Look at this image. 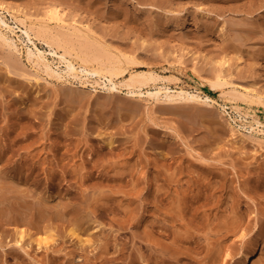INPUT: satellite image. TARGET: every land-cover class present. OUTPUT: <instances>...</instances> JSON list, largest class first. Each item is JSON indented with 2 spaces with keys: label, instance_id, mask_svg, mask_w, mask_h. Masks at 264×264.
I'll return each mask as SVG.
<instances>
[{
  "label": "rangeland",
  "instance_id": "1",
  "mask_svg": "<svg viewBox=\"0 0 264 264\" xmlns=\"http://www.w3.org/2000/svg\"><path fill=\"white\" fill-rule=\"evenodd\" d=\"M3 3L7 7L0 10L15 26L20 24L15 15L28 22L37 21L58 7L68 24L95 29L112 52L138 57L143 61L139 71H154L161 76L158 86L168 85L172 90L184 87L214 100L181 101V105L156 103L144 94L135 98V107L125 87L117 95L103 88L96 92L91 86H77V79L73 83L58 80L44 71V78L37 83L7 72L4 54L11 49L0 47V185L21 186L19 190L31 193L36 189L34 197L52 191V167L61 143V152L76 172L64 185L63 203L69 208L74 205L69 192L82 182L85 196L75 204L76 215L87 220L82 228L93 225L90 235L94 244L81 246L77 238L70 236L69 230L76 226L69 217L46 220L44 225L55 232L57 240L50 250H38L37 243H29L30 238H26L24 245H30L31 257L27 259L31 264H131L133 259L135 264H214V251L221 247L223 254L231 252V242L235 244L233 258L229 256L224 264H252L264 253V231L257 218L258 210L264 209V133L250 127L253 123L258 128L255 116L263 121L260 127L264 128V104L241 102L238 108L237 102L229 99L234 88L264 94V0ZM16 30L10 36L21 48L14 52L17 68L35 74L36 67L22 40L33 44ZM35 40L42 50L50 52L45 41ZM49 58L56 66L64 65L51 54ZM225 58L228 61L223 64ZM133 70L129 69L126 77ZM220 73L229 83L215 88L212 83ZM122 79L120 76L118 80ZM249 111L253 116L247 115ZM64 123L66 126L60 127ZM239 136L247 141H239ZM111 139L115 144L109 147ZM24 143L32 148H21ZM32 152L42 163L39 175L20 172L12 176V170H20L24 158ZM91 156L96 166L92 174L88 168ZM20 175L30 176L28 186ZM184 190L205 221L201 227L189 217L186 220V216L181 221L185 211L177 207L173 211L177 219L170 218L168 210L172 203L186 197ZM236 200L243 201L248 215L225 245L224 233L211 231L207 223L211 220L217 224ZM3 221L0 216V229L8 226ZM166 226L190 238L175 240L166 235ZM255 244L256 254L247 259L248 248ZM178 250L181 261L177 259ZM3 251L0 249L1 264L16 263L15 259L4 261Z\"/></svg>",
  "mask_w": 264,
  "mask_h": 264
},
{
  "label": "bare ground",
  "instance_id": "2",
  "mask_svg": "<svg viewBox=\"0 0 264 264\" xmlns=\"http://www.w3.org/2000/svg\"><path fill=\"white\" fill-rule=\"evenodd\" d=\"M3 2L0 0V7H7V5L5 6ZM14 17L22 25H12L8 20V17L4 15L0 10V47H8L9 49H11L6 53V56L4 54L8 65L7 72L9 73H18L22 76L32 78L37 81V83H39L40 80L44 78L41 71H44L48 76L52 78L66 81L68 80L72 83L74 82L73 79H77L79 82V85L77 84V86L79 87L87 88L91 86V88L96 92L100 91V88H103L113 95H117L119 92H123V87H125L127 89L126 95L129 97L130 101L133 102L135 107H138L135 98L142 97L144 96V94H148V99H152L156 103L180 102L181 105V101H186V103H188L187 101H214L210 98V96H204L200 92L192 91L184 87H178L177 89L172 90V87L168 85L158 86L157 84H159L158 81L159 79H161V76L156 74L154 71H139L138 66L142 64L143 61L138 59V57H131L125 54L119 55L112 52L109 49L108 44L97 37L95 29H93L92 27H86L84 25H77L72 22L68 24L65 18V14L58 7L50 9L47 12L45 18H37V21L32 20L28 22L27 19H21L16 15ZM16 28H18L19 31L23 32L27 36L28 41L33 44L32 47L29 43H26V39L22 40L27 46L29 59L36 67L37 72L35 74L29 73L27 70H22V68H17L18 63L16 61L17 58L15 59L16 54L14 52L21 51V48L19 47L16 39L10 36V34H15L17 32ZM35 37L45 41L51 47L49 53H47L46 50H42L38 46ZM49 54L53 55V57L55 58H59V63L64 65L58 64L56 66L55 63L50 60ZM227 61L228 60L225 58L223 64H226ZM131 68H133L136 72L133 70V72L130 73L129 77H126L127 75L125 74ZM120 76L123 77L122 80H118ZM216 79L217 80L215 82L212 81V86L215 88L220 86L222 87L224 84L226 85L229 83L228 80L224 79V76L221 73ZM154 88L156 89L155 91L152 90ZM229 99L231 101L237 102L236 107L238 108L241 105V102H246L250 104V106L254 103L264 104V94L253 93V90L249 88H246V90L234 88L229 93ZM252 113L253 112L249 111L247 112V115H252ZM253 117L254 121L256 122L255 124H258V128L253 123L250 127L253 128V130L257 129L258 133H264V128H261L263 121L259 118H256L255 116ZM65 126V123L60 125V127ZM61 132L63 133L64 131L62 130ZM238 139H240L239 141L242 140V142L247 141L244 136ZM114 144V140H108L109 147L113 146ZM59 146V153L57 155L54 154L56 160V164H54L52 167L54 168V173L51 174V179H53V182H55V184L51 185L50 188L52 189V191H49V193L45 191L46 194L42 192L39 193L41 195L34 197L33 193L36 189L31 193L29 190H19L18 188L21 186L17 188V186L8 187L7 185H0V216H2L4 220L3 223L8 225L7 227L0 229L2 230L0 232V249L5 251L4 261L6 262L7 260L9 261L10 259H15L16 263L14 264H31V262L27 259V257H31L30 251L28 249L30 245H24V241L26 240V238H30L29 243H37V245L39 246L38 250L39 248L41 249L43 247H46L45 249L47 250L51 249V243L56 241L57 237L55 236V232L53 230L47 229L46 225H44V222L46 220L52 221L56 218L63 220L69 217L70 221H72V223L76 226V228H71L69 230L70 236L77 238L78 243L81 246L94 244V240L90 235V229L93 228L92 223H89L86 228H82L83 224L87 220L82 219L80 216L76 215L75 204L82 200V198L85 196V189H82V182L80 183V185H75L74 189L70 190L69 192L70 198L74 205L69 208L68 204L63 203L62 192L64 185L68 182L69 177H74L76 172L72 171L69 163L66 161V157L61 152V150L63 149L62 144L60 143ZM22 147L32 148L30 143H24L21 148ZM91 157L92 162L88 163V168L89 173L92 174L94 173L96 166L93 165V160L95 158L93 156ZM24 160L25 163L23 164V166H21L20 170L19 168H15L12 170V176L20 174V172L21 174L26 173V175L29 172L32 176H38L41 171L42 163H40V161L38 162L35 154L33 152L29 155L27 154ZM28 165L30 166V168L27 167ZM83 168H85V166ZM21 180L27 181L28 183L30 181V176H21ZM21 183L23 184V182ZM39 184H42V182H39ZM28 185L29 183L27 184V186ZM50 192H55L56 195H50ZM184 192L187 193V190H184ZM188 194L189 193H187L186 197H184L179 203H172L171 209L168 210L170 211V218L173 221L177 219L173 212L177 207L180 210L183 209L185 211V215L180 216L181 221H184L186 216V220L189 217L194 225H196L197 227H201L203 226L205 221L203 220V218L200 219L199 208L196 206L193 207L189 202ZM1 204H4L5 206H1ZM9 204H12L11 208H9ZM50 206H53L54 209L50 210ZM226 210L228 211L227 215H222L220 217V221L217 224H215L211 220H208L211 218H207V226L211 228V231H214L216 233H224L222 236V240L225 245L228 244V241L232 239L231 236L242 228L248 215H246L247 210L244 208L242 200H236L235 203H232L230 207L226 208ZM257 213V218L261 221L262 230L264 231V209H259ZM248 226L250 227V224H248ZM29 227L32 229H30ZM33 228H35V231H32ZM164 229L166 235L172 236L175 240H185V238H190L189 235L184 236L181 231L179 232L170 226H166L164 227ZM85 234H87L86 237H84ZM245 235L246 233L242 234V236ZM150 238L152 237L150 236ZM257 244H255V246L252 248H248L251 250L250 253H248L247 259L251 256V254H256L255 252L258 246ZM229 246L231 248V252L228 251L223 254V249L221 247L218 250L214 251L212 255L214 264H224V261H226L229 256L233 258L232 252L235 249V244L231 242ZM246 246L244 248H246ZM19 248L21 250L24 249L23 251H25L26 254L30 256L22 253ZM177 253H179V250ZM1 256H3V254ZM32 256L34 257V255ZM255 256L257 255H253V257ZM177 259L179 261L182 260L181 253L178 254ZM135 263L136 262L133 259L131 264ZM188 264L190 263L188 262ZM252 264H264V253L260 254V257L254 258Z\"/></svg>",
  "mask_w": 264,
  "mask_h": 264
}]
</instances>
